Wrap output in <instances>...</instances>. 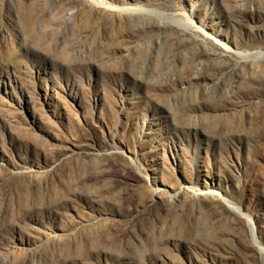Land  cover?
Segmentation results:
<instances>
[{
	"label": "rangeland",
	"instance_id": "obj_1",
	"mask_svg": "<svg viewBox=\"0 0 264 264\" xmlns=\"http://www.w3.org/2000/svg\"><path fill=\"white\" fill-rule=\"evenodd\" d=\"M0 264H264V0H0Z\"/></svg>",
	"mask_w": 264,
	"mask_h": 264
}]
</instances>
